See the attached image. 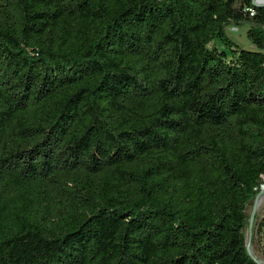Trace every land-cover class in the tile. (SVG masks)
I'll return each instance as SVG.
<instances>
[{
	"label": "trees",
	"instance_id": "obj_1",
	"mask_svg": "<svg viewBox=\"0 0 264 264\" xmlns=\"http://www.w3.org/2000/svg\"><path fill=\"white\" fill-rule=\"evenodd\" d=\"M263 50L251 0H0V264H264Z\"/></svg>",
	"mask_w": 264,
	"mask_h": 264
},
{
	"label": "rangeland",
	"instance_id": "obj_2",
	"mask_svg": "<svg viewBox=\"0 0 264 264\" xmlns=\"http://www.w3.org/2000/svg\"><path fill=\"white\" fill-rule=\"evenodd\" d=\"M246 28L247 25L243 27L229 26L226 28V32L229 38L233 40L236 44H238L240 47L246 49H255L256 47L246 37ZM251 209L252 206L248 210L249 213L251 212ZM255 216H256V220H260L264 216V195L258 199ZM253 236H254V242L251 247V251L259 259V261L264 263V227H261L259 231L254 232Z\"/></svg>",
	"mask_w": 264,
	"mask_h": 264
},
{
	"label": "water",
	"instance_id": "obj_3",
	"mask_svg": "<svg viewBox=\"0 0 264 264\" xmlns=\"http://www.w3.org/2000/svg\"><path fill=\"white\" fill-rule=\"evenodd\" d=\"M253 4L256 5H264V0H251ZM264 195V185L261 186L260 191L257 193L253 205H252V209L250 212V216H249V225H248V244H247V250L250 254H252L251 248H250V241H251V237H252V229H253V222H254V217H255V212H256V208H257V203H258V199L260 197H262Z\"/></svg>",
	"mask_w": 264,
	"mask_h": 264
},
{
	"label": "bare ground",
	"instance_id": "obj_4",
	"mask_svg": "<svg viewBox=\"0 0 264 264\" xmlns=\"http://www.w3.org/2000/svg\"><path fill=\"white\" fill-rule=\"evenodd\" d=\"M258 1V0H257Z\"/></svg>",
	"mask_w": 264,
	"mask_h": 264
}]
</instances>
